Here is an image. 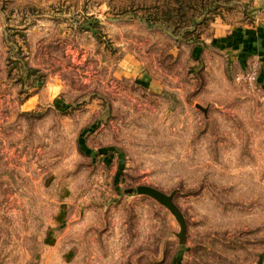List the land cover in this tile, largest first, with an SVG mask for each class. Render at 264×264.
<instances>
[{
    "label": "rangeland",
    "instance_id": "374dc122",
    "mask_svg": "<svg viewBox=\"0 0 264 264\" xmlns=\"http://www.w3.org/2000/svg\"><path fill=\"white\" fill-rule=\"evenodd\" d=\"M152 3L0 0V264H264V68L229 38L264 0L193 40Z\"/></svg>",
    "mask_w": 264,
    "mask_h": 264
},
{
    "label": "trees",
    "instance_id": "16d2710c",
    "mask_svg": "<svg viewBox=\"0 0 264 264\" xmlns=\"http://www.w3.org/2000/svg\"><path fill=\"white\" fill-rule=\"evenodd\" d=\"M227 0H153L141 19L149 27H161L173 32L176 38L193 40L184 35L188 26L194 27V19L201 16L202 23L219 15ZM193 35V34H192Z\"/></svg>",
    "mask_w": 264,
    "mask_h": 264
},
{
    "label": "crops",
    "instance_id": "0c3cea01",
    "mask_svg": "<svg viewBox=\"0 0 264 264\" xmlns=\"http://www.w3.org/2000/svg\"><path fill=\"white\" fill-rule=\"evenodd\" d=\"M229 38L232 39L233 43V47H230L231 51H247L238 57L241 63L256 59L261 62L264 68V17L255 21L253 24L238 28V30L233 31L232 34L229 35Z\"/></svg>",
    "mask_w": 264,
    "mask_h": 264
},
{
    "label": "water",
    "instance_id": "95a60500",
    "mask_svg": "<svg viewBox=\"0 0 264 264\" xmlns=\"http://www.w3.org/2000/svg\"><path fill=\"white\" fill-rule=\"evenodd\" d=\"M203 111L205 112V110ZM133 192H135L139 196H147L153 199L159 205L164 207L172 215V217L175 219V221L177 222L179 226V232L176 233L175 236L178 238L179 244H183L184 239H185V222H184V218L182 214L180 213L178 208L173 203V197H174L175 192H172L171 194L166 195L156 190L155 188H152L149 186H137L134 190L128 189L124 191L125 194H131Z\"/></svg>",
    "mask_w": 264,
    "mask_h": 264
},
{
    "label": "built area",
    "instance_id": "2783aa9c",
    "mask_svg": "<svg viewBox=\"0 0 264 264\" xmlns=\"http://www.w3.org/2000/svg\"><path fill=\"white\" fill-rule=\"evenodd\" d=\"M240 78H243V80L249 84H253L256 81V71L253 69L246 72L243 76Z\"/></svg>",
    "mask_w": 264,
    "mask_h": 264
}]
</instances>
